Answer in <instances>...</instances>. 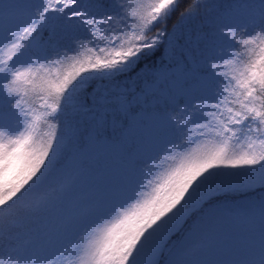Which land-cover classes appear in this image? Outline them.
I'll return each instance as SVG.
<instances>
[{
    "label": "snow or ice",
    "instance_id": "obj_1",
    "mask_svg": "<svg viewBox=\"0 0 264 264\" xmlns=\"http://www.w3.org/2000/svg\"><path fill=\"white\" fill-rule=\"evenodd\" d=\"M0 264H264V0H0Z\"/></svg>",
    "mask_w": 264,
    "mask_h": 264
},
{
    "label": "trees",
    "instance_id": "obj_2",
    "mask_svg": "<svg viewBox=\"0 0 264 264\" xmlns=\"http://www.w3.org/2000/svg\"><path fill=\"white\" fill-rule=\"evenodd\" d=\"M175 22V17L172 18V20L169 22V27H171V24Z\"/></svg>",
    "mask_w": 264,
    "mask_h": 264
}]
</instances>
